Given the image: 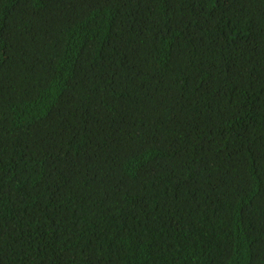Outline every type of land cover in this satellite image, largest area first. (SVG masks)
<instances>
[{"label":"trees","instance_id":"trees-1","mask_svg":"<svg viewBox=\"0 0 264 264\" xmlns=\"http://www.w3.org/2000/svg\"><path fill=\"white\" fill-rule=\"evenodd\" d=\"M0 264H264V0H0Z\"/></svg>","mask_w":264,"mask_h":264}]
</instances>
